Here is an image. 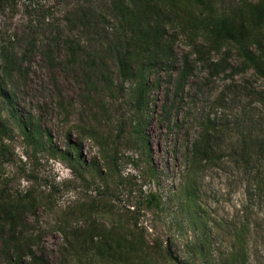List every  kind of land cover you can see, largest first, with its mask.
Listing matches in <instances>:
<instances>
[{
	"label": "rangeland",
	"instance_id": "obj_1",
	"mask_svg": "<svg viewBox=\"0 0 264 264\" xmlns=\"http://www.w3.org/2000/svg\"><path fill=\"white\" fill-rule=\"evenodd\" d=\"M201 1L0 0V201L32 203L20 263L264 264V80L188 23L210 7L258 54L264 18L250 29L249 11L264 0ZM136 2L174 57L137 55L123 19Z\"/></svg>",
	"mask_w": 264,
	"mask_h": 264
},
{
	"label": "trees",
	"instance_id": "obj_2",
	"mask_svg": "<svg viewBox=\"0 0 264 264\" xmlns=\"http://www.w3.org/2000/svg\"><path fill=\"white\" fill-rule=\"evenodd\" d=\"M188 3H193L198 5L201 8L205 7L204 2L201 0H185ZM145 6L142 3L136 2L133 3L132 7H129V11L126 15H123L124 21L129 25V39L131 41L132 47L137 50V55H150L151 58L157 57H174L171 46L167 44L163 36L159 35L157 30L151 26V21L149 16L145 11ZM250 19V29H254L258 25L261 19L264 18V8L256 5L250 7L249 11ZM188 23L195 27H203L208 30L214 38L222 41H231L235 43L239 48L240 56L243 60V65L246 68L252 69L261 79L264 80V50L261 47L263 41L259 38L255 40L257 46L258 54L250 52L247 48V44L250 42L251 35H249L243 28L235 30L232 28V21L229 17L215 16L212 14L210 7L208 8V13L205 17L195 20L189 19ZM72 56V55H71ZM158 58V57H157ZM151 60V59H149ZM120 71L125 76H132L136 73V70L132 65L126 67L125 65H119ZM139 77V82L135 87V99L139 108L145 103V91L146 87L144 83L140 82L142 78L141 72H137ZM185 77L181 74L179 80L184 79ZM210 131H205L199 139V142H196L193 145L192 158L193 162H202L205 158L209 149L206 146L209 144L211 137L207 135ZM0 134L2 130L0 129ZM29 140H35L39 142L41 138L38 129H35L31 132L30 135L26 137ZM2 145V143H1ZM200 146V148L198 147ZM3 148V147H2ZM146 203L148 207H159L160 203L158 198L154 194H149L146 197ZM31 201L26 198L23 199H10L8 198L5 201H0V241L1 247L4 249L13 250V256H10L7 264H22L19 262V243L20 233H16V227L19 225V218L21 210L31 206ZM8 227L6 234L2 233L4 227ZM166 258L169 259L168 252H165ZM30 263L28 264H44L40 257H36L31 252L29 255ZM172 261V259H169Z\"/></svg>",
	"mask_w": 264,
	"mask_h": 264
}]
</instances>
